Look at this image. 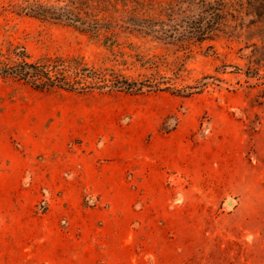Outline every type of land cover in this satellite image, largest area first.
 <instances>
[{
	"label": "rangeland",
	"instance_id": "rangeland-1",
	"mask_svg": "<svg viewBox=\"0 0 264 264\" xmlns=\"http://www.w3.org/2000/svg\"><path fill=\"white\" fill-rule=\"evenodd\" d=\"M0 264H264V0H0Z\"/></svg>",
	"mask_w": 264,
	"mask_h": 264
},
{
	"label": "trees",
	"instance_id": "trees-1",
	"mask_svg": "<svg viewBox=\"0 0 264 264\" xmlns=\"http://www.w3.org/2000/svg\"><path fill=\"white\" fill-rule=\"evenodd\" d=\"M12 55L15 62H0V77L19 80L36 91L113 92L124 85L131 86L124 78L88 68L74 59L47 58L30 62L24 48H15Z\"/></svg>",
	"mask_w": 264,
	"mask_h": 264
}]
</instances>
